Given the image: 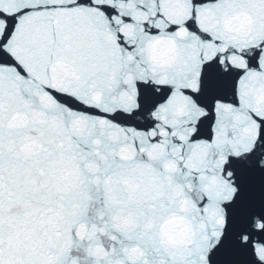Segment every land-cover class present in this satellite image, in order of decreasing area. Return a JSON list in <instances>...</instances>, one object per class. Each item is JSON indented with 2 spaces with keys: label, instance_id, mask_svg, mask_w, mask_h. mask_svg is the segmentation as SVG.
Masks as SVG:
<instances>
[{
  "label": "snow or ice",
  "instance_id": "obj_1",
  "mask_svg": "<svg viewBox=\"0 0 264 264\" xmlns=\"http://www.w3.org/2000/svg\"><path fill=\"white\" fill-rule=\"evenodd\" d=\"M0 264H264V0H0Z\"/></svg>",
  "mask_w": 264,
  "mask_h": 264
}]
</instances>
